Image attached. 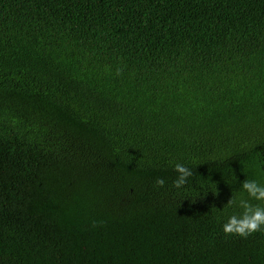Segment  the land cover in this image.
<instances>
[{
    "label": "trees",
    "instance_id": "obj_1",
    "mask_svg": "<svg viewBox=\"0 0 264 264\" xmlns=\"http://www.w3.org/2000/svg\"><path fill=\"white\" fill-rule=\"evenodd\" d=\"M244 179L264 0H0V264H264Z\"/></svg>",
    "mask_w": 264,
    "mask_h": 264
},
{
    "label": "clouds",
    "instance_id": "obj_2",
    "mask_svg": "<svg viewBox=\"0 0 264 264\" xmlns=\"http://www.w3.org/2000/svg\"><path fill=\"white\" fill-rule=\"evenodd\" d=\"M174 171L178 175L173 181L172 186L180 189L187 184V180L192 175V172L180 163L175 164ZM155 183L157 187H163L165 180L157 178ZM241 189L248 194L250 199L242 198L239 200L238 207L242 209V212L239 215L230 216L222 225V229L226 235H239L246 238L254 232L264 230V206L250 202L251 200L264 202V185L254 180L244 179L241 182ZM234 203H237V201L231 196L226 204L231 206Z\"/></svg>",
    "mask_w": 264,
    "mask_h": 264
}]
</instances>
